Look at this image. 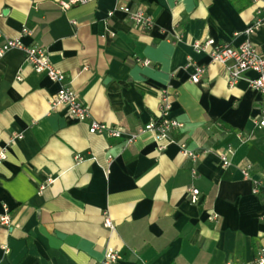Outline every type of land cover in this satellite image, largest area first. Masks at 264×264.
I'll return each mask as SVG.
<instances>
[{
	"label": "crops",
	"instance_id": "crops-1",
	"mask_svg": "<svg viewBox=\"0 0 264 264\" xmlns=\"http://www.w3.org/2000/svg\"><path fill=\"white\" fill-rule=\"evenodd\" d=\"M63 1L0 0V32L44 48L90 120L137 133L160 118L167 92L170 117L184 127L161 152L150 133L131 144L90 134V120L50 109L58 85L22 51L8 52L0 62V216L7 208L13 225H0V264H106L109 249L121 253L115 264L252 262L264 248V194L253 193L264 181L256 74L231 87V64H212L193 45L249 40L264 55V27L246 34L263 0H94L68 10ZM122 5L143 8L153 28L115 12ZM198 67L205 73L194 83ZM181 142L201 152L197 164L181 155ZM227 147L235 154L224 168L218 154ZM190 188L201 193L196 205Z\"/></svg>",
	"mask_w": 264,
	"mask_h": 264
},
{
	"label": "built area",
	"instance_id": "built-area-1",
	"mask_svg": "<svg viewBox=\"0 0 264 264\" xmlns=\"http://www.w3.org/2000/svg\"><path fill=\"white\" fill-rule=\"evenodd\" d=\"M94 0H65L60 2L63 10H68L73 6L84 5ZM258 2L260 0H252ZM115 12L123 13L136 27L143 31H150L154 26V20L141 7H131L122 5L115 9ZM110 12L109 17L115 13ZM264 27V0L262 6L256 10L253 22L248 26L246 34L248 36L254 34L257 30ZM24 33L28 34L27 30ZM115 34H111L114 37ZM194 50L196 53H205L209 56L212 64L231 65L226 68V80L229 86H235L245 77L247 72H254L256 78L252 81V86L261 96V116L257 121V128L264 130V55L258 50L256 45L251 41H246L238 47H232L229 44H219L214 39L206 38L194 42ZM12 50H20L24 53L27 63L39 75L46 76L51 82L58 85L57 91L49 98V105L52 111L65 109L67 114L78 122H87L91 118V111L88 105L82 102L79 95L67 84V75L58 69L50 60L48 52L38 46L25 45L20 39H13L3 36L0 32V62L6 54ZM145 66H149L150 62L145 60L142 62ZM85 69H88L85 67ZM205 73V68L198 67L193 76L192 81L198 83ZM172 109V101L167 92H163L161 97L160 118L141 128L137 133L127 134L123 128L114 127L94 120L89 122V132L93 135H108L111 138H125L129 144L133 143L140 135L150 133L158 144V151L164 150L163 143L172 139L175 131L181 130L184 124L170 117ZM181 155L190 160L194 165L200 159L201 152L192 150L187 142L179 144ZM235 150L227 147L219 151V158L224 168L232 165L231 158L234 156ZM7 158L5 152L0 153V163ZM83 157L78 155L76 160H82ZM246 178L250 177V168L243 170ZM194 178L198 176L197 169H192ZM43 188V187H42ZM190 202L194 205L200 202L201 193L197 188L189 190ZM253 193L255 195L264 194V181L255 184ZM0 225L6 228H12V219L5 208L4 213L0 216ZM103 225L107 229L114 230L115 224L108 212L103 214ZM122 259L118 250L109 249L105 253L104 263L115 264ZM238 264H264V248H261L252 262Z\"/></svg>",
	"mask_w": 264,
	"mask_h": 264
}]
</instances>
